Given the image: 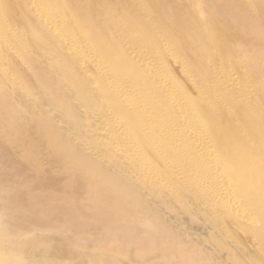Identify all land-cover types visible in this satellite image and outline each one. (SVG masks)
<instances>
[{
    "label": "bare ground",
    "instance_id": "obj_1",
    "mask_svg": "<svg viewBox=\"0 0 264 264\" xmlns=\"http://www.w3.org/2000/svg\"><path fill=\"white\" fill-rule=\"evenodd\" d=\"M0 264H264V0H0Z\"/></svg>",
    "mask_w": 264,
    "mask_h": 264
},
{
    "label": "rangeland",
    "instance_id": "obj_2",
    "mask_svg": "<svg viewBox=\"0 0 264 264\" xmlns=\"http://www.w3.org/2000/svg\"><path fill=\"white\" fill-rule=\"evenodd\" d=\"M230 67H232V65H230ZM36 92L35 91H30L28 94H25V95H21L19 96L20 100L24 99L25 97H28L30 95H33L35 94ZM145 229V227H143Z\"/></svg>",
    "mask_w": 264,
    "mask_h": 264
}]
</instances>
